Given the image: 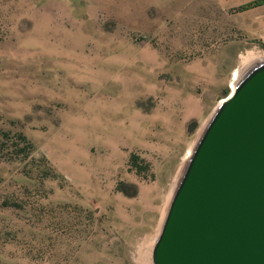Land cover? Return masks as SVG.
<instances>
[{"label":"rangeland","instance_id":"rangeland-1","mask_svg":"<svg viewBox=\"0 0 264 264\" xmlns=\"http://www.w3.org/2000/svg\"><path fill=\"white\" fill-rule=\"evenodd\" d=\"M248 1L0 0V264H152L187 150L264 53Z\"/></svg>","mask_w":264,"mask_h":264},{"label":"water","instance_id":"water-1","mask_svg":"<svg viewBox=\"0 0 264 264\" xmlns=\"http://www.w3.org/2000/svg\"><path fill=\"white\" fill-rule=\"evenodd\" d=\"M152 264H264V61L216 105L181 171Z\"/></svg>","mask_w":264,"mask_h":264},{"label":"bare ground","instance_id":"bare-ground-1","mask_svg":"<svg viewBox=\"0 0 264 264\" xmlns=\"http://www.w3.org/2000/svg\"><path fill=\"white\" fill-rule=\"evenodd\" d=\"M240 60H241V67L240 68H238V69H235L234 70V72H233V75H232V79H231V82H230V88H231V91L233 90V88H234V86H235V84L237 83V81L252 67V66H254V65H256L257 63H259V62H261V61H264V53L263 52H255L254 53V51H247L246 53H244V54H242L241 55V58H240ZM230 91V92H231ZM221 101V100H220ZM219 101V102H220ZM218 102V103H219ZM204 126L205 125H203L202 127H201V129H200V131H199V135L201 134V132H202V130H203V128H204ZM199 135H198V137H199ZM198 137H197V139H198ZM197 139L195 140V142H193V144H192V146H191V148H190V150L188 149L187 150V152H186V154H185V158L182 160L183 161V163H182V166H181V168H180V170H179V172H178V174H177V176H176V179L174 180V182H173V185H172V188H171V190H170V193H169V195H167V197H166V200H165V203H164V206H163V210H162V214H165V212L164 211H166V208H167V205H168V202H169V199H170V196H171V194H172V191H173V189L175 188V186H176V183H177V181H178V179H179V176H180V174H181V171H182V169H183V167H184V165H185V163H186V161H187V159H188V157H189V155H190V153H191V150H192V148H193V146H194V144L196 143V141H197ZM163 217H164V215H163ZM163 217H162V220H163ZM162 220H161V223H162ZM161 223H160V225H161ZM160 228V227H159ZM159 232V231H158ZM143 248V247H142ZM145 251V250H144ZM137 254H138V256H140L141 255V251H140V249H139V247H138V250H137ZM141 263V262H140ZM145 264V263H144Z\"/></svg>","mask_w":264,"mask_h":264},{"label":"trees","instance_id":"trees-1","mask_svg":"<svg viewBox=\"0 0 264 264\" xmlns=\"http://www.w3.org/2000/svg\"><path fill=\"white\" fill-rule=\"evenodd\" d=\"M261 4H264V0H251V1H248L244 4H241L237 10L238 11H242V10H245V9H248L250 7H253V6H258V5H261Z\"/></svg>","mask_w":264,"mask_h":264}]
</instances>
